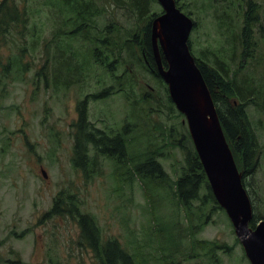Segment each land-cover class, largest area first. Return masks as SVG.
Instances as JSON below:
<instances>
[{
    "label": "rangeland",
    "instance_id": "1",
    "mask_svg": "<svg viewBox=\"0 0 264 264\" xmlns=\"http://www.w3.org/2000/svg\"><path fill=\"white\" fill-rule=\"evenodd\" d=\"M15 2L26 5L29 21L18 26L25 28L21 35L11 31L2 53L5 62L21 59L28 72L13 65L0 76V264H96L78 245L74 221L42 219L60 192L94 218L102 239H117L139 264H250L225 211L202 204L204 190L190 210L172 198V182L186 168L182 135L193 144L185 117L138 47L146 23L162 13L157 1L142 19L130 0H79L80 9L91 5L88 25L76 20L72 3ZM175 2L194 24L192 56L228 71V81L248 95L245 110L259 155L244 184L253 215L263 220L264 0ZM106 89L107 98L88 103L87 121L109 137L123 136L126 164L98 158L85 179L71 162L78 105ZM147 152L167 176L162 185L132 174Z\"/></svg>",
    "mask_w": 264,
    "mask_h": 264
},
{
    "label": "trees",
    "instance_id": "2",
    "mask_svg": "<svg viewBox=\"0 0 264 264\" xmlns=\"http://www.w3.org/2000/svg\"><path fill=\"white\" fill-rule=\"evenodd\" d=\"M130 1L132 6L138 9L141 18L145 19L146 15H143V13H149L148 6L151 0ZM62 2L73 4L72 9L75 11L76 20H82V25H88V23L92 22V18H90L91 5L89 3L86 4L83 9H80L78 7L79 0H62ZM21 8L22 9L16 5L15 0H0V76L2 77L5 76V72H9L13 69V65L23 72H28V70H25L26 65L21 59L7 58L5 62L4 54L2 53L7 43L11 41L8 38L10 37L9 35H21L25 28L18 26H24L29 21L27 18L26 5ZM158 16L159 15L153 14L150 22L146 23L143 28V38L138 47L140 48L141 56L145 64L155 77L165 84L156 71L150 37L151 23ZM251 22L252 24L254 23L253 21ZM247 27H249L248 22ZM12 30H14L13 33H11ZM77 31L76 29V31L71 34L74 35ZM132 42V47L137 45L136 40ZM92 55L95 60H101L102 56L99 48H95L92 51ZM162 60L163 65L166 67L165 60ZM195 62L211 94L223 134L233 154L237 168L238 165L242 168V173H240L242 174V183L245 188L244 177L254 172L258 164L259 155V146L254 133L249 127L245 110L248 95H246L244 91L243 94L236 87L234 82L228 81V71L208 68L197 59H195ZM112 67L113 65L111 68ZM40 74L46 75L43 70L39 72V75ZM109 93V89H106L100 93L89 94L78 105V120L75 126L71 162L73 168L81 172L85 179L89 178L98 167V158H105L108 161H113L119 167H122L119 165V162L126 164L124 158L126 156L125 147L127 144L123 136L116 135L114 137H109L103 132L91 127L87 121L88 103L90 101L103 100L109 96ZM230 99L233 100L232 103H230ZM169 101L173 104L170 97ZM189 142L190 139L187 141L185 136L182 135L178 144V147L183 152L186 168L183 169L182 175L176 181L172 182V198L184 209L190 210L193 202L199 201V193L204 190L206 195L202 204L210 203L213 204L215 208L219 209L220 207L211 192L196 151ZM148 154L147 152L146 155ZM128 173H130L128 178L134 174L142 183L148 180L151 185H162L167 180V176L160 164L154 157H150V155H148L144 161H140L133 167L132 174L130 171H127V174ZM212 211L215 210L213 209ZM57 216L70 218L71 221L76 223L79 229L78 245L92 252L93 261L95 260L96 264H139L136 257L125 250L121 242L117 239H102L94 218L89 214L80 212L78 206L75 204V198L73 196L66 195L65 192H60L54 199L51 209L44 214L42 219H53ZM259 221L253 215L249 227L253 229ZM12 264L16 263L13 262Z\"/></svg>",
    "mask_w": 264,
    "mask_h": 264
},
{
    "label": "water",
    "instance_id": "3",
    "mask_svg": "<svg viewBox=\"0 0 264 264\" xmlns=\"http://www.w3.org/2000/svg\"><path fill=\"white\" fill-rule=\"evenodd\" d=\"M156 1L162 13L151 23L150 37L157 74L166 84L176 110L185 117L211 192L229 218L247 259L250 264H264V219L253 229L249 227L253 218L251 200L209 89L190 52L188 39L193 21L177 7L175 0Z\"/></svg>",
    "mask_w": 264,
    "mask_h": 264
}]
</instances>
